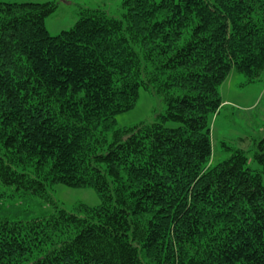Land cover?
I'll list each match as a JSON object with an SVG mask.
<instances>
[{"label": "trees", "instance_id": "1", "mask_svg": "<svg viewBox=\"0 0 264 264\" xmlns=\"http://www.w3.org/2000/svg\"><path fill=\"white\" fill-rule=\"evenodd\" d=\"M122 7L51 35L55 3L0 1V184L100 197L0 218V264H264V136L258 170L241 148L212 165L208 123L232 69L246 83L264 69V0ZM140 88L161 96L160 120L113 127Z\"/></svg>", "mask_w": 264, "mask_h": 264}, {"label": "rangeland", "instance_id": "2", "mask_svg": "<svg viewBox=\"0 0 264 264\" xmlns=\"http://www.w3.org/2000/svg\"><path fill=\"white\" fill-rule=\"evenodd\" d=\"M3 2H53L55 10L44 19V25L51 35L71 28L86 9L99 8L112 16H121L124 12L122 0H0ZM221 105L216 113L208 117L212 156L214 165L229 157L228 148H241L248 158V165L254 170L260 166L252 160L255 143L264 136V69L260 77L246 83L245 77L232 69L219 85ZM165 104L161 96L150 89L140 88L139 97L132 109L117 114L113 127L121 128L141 122L151 123L160 120ZM167 127H176L178 122L165 120ZM110 134L107 133V138ZM264 182V177H263ZM80 204L96 206L100 197L90 187H68L54 184L47 189V195L41 197L15 190L13 186L0 184V218L9 221H26L63 207L76 212Z\"/></svg>", "mask_w": 264, "mask_h": 264}]
</instances>
